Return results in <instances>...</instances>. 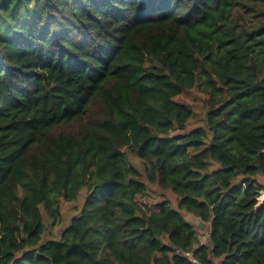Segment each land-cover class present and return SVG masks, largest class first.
<instances>
[{"label": "trees", "instance_id": "16d2710c", "mask_svg": "<svg viewBox=\"0 0 264 264\" xmlns=\"http://www.w3.org/2000/svg\"><path fill=\"white\" fill-rule=\"evenodd\" d=\"M262 192L264 0H0V264H264Z\"/></svg>", "mask_w": 264, "mask_h": 264}, {"label": "rangeland", "instance_id": "374dc122", "mask_svg": "<svg viewBox=\"0 0 264 264\" xmlns=\"http://www.w3.org/2000/svg\"><path fill=\"white\" fill-rule=\"evenodd\" d=\"M198 98V100L196 101L199 105L202 104V96H200L199 94H195L194 98ZM191 100V99H190ZM192 101V100H191ZM195 101H193L194 104H197ZM197 104V111L199 112V118L193 120V125L196 126L198 124H200L201 122V118L202 117V111L200 106H198ZM192 128V126H189L186 130V132L190 131ZM163 199H168L172 202L173 207L177 208V199L175 197L174 194L170 193V192H164L161 189H159L157 186H149V196L145 199H139V201H141L142 205L148 204V205H153L155 203H159L161 200ZM264 202V192L261 193L260 198H259V203L262 204ZM81 203L79 202H75V203H62L61 204V210H62V224L59 226H50L49 225V231L53 232L54 240L58 241L60 239V231L64 230L66 228H68L71 224V219L78 213V208L80 209ZM185 219L188 222L193 223V225L195 226V228L198 231L199 234V239L201 241V243L203 244H208L209 243V225L206 223H203L200 219L195 218L193 216H189L187 214H185ZM45 240H48L49 238L45 237Z\"/></svg>", "mask_w": 264, "mask_h": 264}, {"label": "built area", "instance_id": "2783aa9c", "mask_svg": "<svg viewBox=\"0 0 264 264\" xmlns=\"http://www.w3.org/2000/svg\"><path fill=\"white\" fill-rule=\"evenodd\" d=\"M194 262V261H193Z\"/></svg>", "mask_w": 264, "mask_h": 264}]
</instances>
